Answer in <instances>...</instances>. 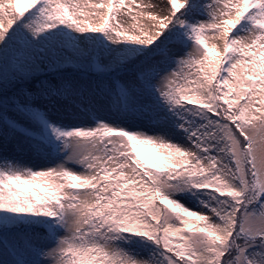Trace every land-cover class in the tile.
<instances>
[{"label": "snow or ice", "instance_id": "6c2138e0", "mask_svg": "<svg viewBox=\"0 0 264 264\" xmlns=\"http://www.w3.org/2000/svg\"><path fill=\"white\" fill-rule=\"evenodd\" d=\"M0 264H264V0H0Z\"/></svg>", "mask_w": 264, "mask_h": 264}]
</instances>
